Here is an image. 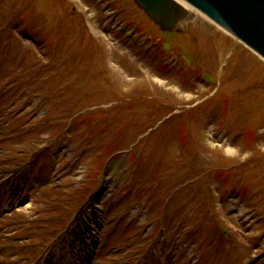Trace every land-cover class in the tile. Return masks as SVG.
Masks as SVG:
<instances>
[{
    "label": "rangeland",
    "instance_id": "374dc122",
    "mask_svg": "<svg viewBox=\"0 0 264 264\" xmlns=\"http://www.w3.org/2000/svg\"><path fill=\"white\" fill-rule=\"evenodd\" d=\"M188 11L0 0V264H264V62Z\"/></svg>",
    "mask_w": 264,
    "mask_h": 264
},
{
    "label": "water",
    "instance_id": "95a60500",
    "mask_svg": "<svg viewBox=\"0 0 264 264\" xmlns=\"http://www.w3.org/2000/svg\"><path fill=\"white\" fill-rule=\"evenodd\" d=\"M133 1L163 31L175 29L188 17L189 12L183 2L204 14L264 59V0Z\"/></svg>",
    "mask_w": 264,
    "mask_h": 264
},
{
    "label": "trees",
    "instance_id": "16d2710c",
    "mask_svg": "<svg viewBox=\"0 0 264 264\" xmlns=\"http://www.w3.org/2000/svg\"><path fill=\"white\" fill-rule=\"evenodd\" d=\"M109 1L112 2V1H116V0H109ZM147 45H149L150 47L155 48V46L154 45H151L150 43H148ZM160 51L164 54V56H166L168 58L169 57L173 58L177 64L179 62H181L180 59H182V58L188 59V57L185 54H182V53H179V52H175V51H169L168 45H165L164 46V43H163V46H160ZM183 62H184V64H183V67L182 68L191 69L193 67V66L189 65L188 63H185L184 60H183Z\"/></svg>",
    "mask_w": 264,
    "mask_h": 264
},
{
    "label": "bare ground",
    "instance_id": "6f19581e",
    "mask_svg": "<svg viewBox=\"0 0 264 264\" xmlns=\"http://www.w3.org/2000/svg\"><path fill=\"white\" fill-rule=\"evenodd\" d=\"M184 6L188 7L187 5H185L184 3H182ZM188 17H186L185 19H183L181 22L185 21Z\"/></svg>",
    "mask_w": 264,
    "mask_h": 264
}]
</instances>
